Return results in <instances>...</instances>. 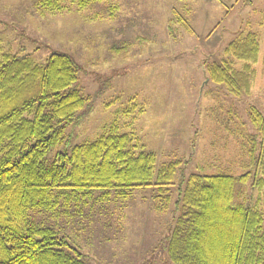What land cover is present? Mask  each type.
Instances as JSON below:
<instances>
[{
	"label": "rangeland",
	"instance_id": "obj_1",
	"mask_svg": "<svg viewBox=\"0 0 264 264\" xmlns=\"http://www.w3.org/2000/svg\"><path fill=\"white\" fill-rule=\"evenodd\" d=\"M51 1L58 7L0 0V52L44 62L64 51L79 66L72 87L90 96L47 158L113 126L155 154V169L180 162L166 193L150 186L122 200L93 196L62 210L58 226L88 264H172L164 246L180 179L249 169L247 110L264 116V0ZM247 33L259 43L255 78L249 93L233 96L205 66L228 59L240 69L224 49ZM247 193L264 223V192Z\"/></svg>",
	"mask_w": 264,
	"mask_h": 264
},
{
	"label": "trees",
	"instance_id": "obj_2",
	"mask_svg": "<svg viewBox=\"0 0 264 264\" xmlns=\"http://www.w3.org/2000/svg\"><path fill=\"white\" fill-rule=\"evenodd\" d=\"M41 4L58 7L51 0ZM224 50L242 67L212 61L205 66L207 78L233 96L249 93L256 36L247 33ZM78 70L60 50L44 62L0 52V264H88L58 226L62 210L93 196L122 200L150 186L164 194L174 179L179 160L155 169V154L113 126L47 158L90 98L72 87ZM247 112L253 128L249 169L180 179L164 246L172 264H264L263 216L247 193L248 186L264 192V116L254 105Z\"/></svg>",
	"mask_w": 264,
	"mask_h": 264
}]
</instances>
